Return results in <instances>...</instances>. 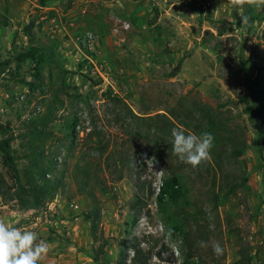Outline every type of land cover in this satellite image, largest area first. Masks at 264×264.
Segmentation results:
<instances>
[{
	"label": "rangeland",
	"instance_id": "374dc122",
	"mask_svg": "<svg viewBox=\"0 0 264 264\" xmlns=\"http://www.w3.org/2000/svg\"><path fill=\"white\" fill-rule=\"evenodd\" d=\"M8 3L17 29L14 41L0 43V62L8 61L0 73V141L14 136L23 184L37 165L50 164L46 180L61 185L37 205L30 191L19 198L0 149V221L48 242L40 264H133L136 245L149 264H183L188 254L195 264H264V5ZM70 20L81 31L62 33ZM86 30L92 48L76 43ZM31 44L45 54L40 79L33 61L15 59ZM170 121L197 134L211 129L210 159L195 168L181 162ZM37 146L44 153L36 165ZM173 173L183 195L160 203L158 184Z\"/></svg>",
	"mask_w": 264,
	"mask_h": 264
},
{
	"label": "clouds",
	"instance_id": "9594fccd",
	"mask_svg": "<svg viewBox=\"0 0 264 264\" xmlns=\"http://www.w3.org/2000/svg\"><path fill=\"white\" fill-rule=\"evenodd\" d=\"M249 5L257 7L264 5V0H247ZM239 4L240 0H236ZM242 26L248 22V16L242 15ZM172 150L178 159L192 167H197L202 161L210 159L211 149L215 137L210 131H201L199 134L186 131L183 125L171 129ZM150 160H147L148 162ZM171 230H169L170 232ZM200 246L206 243L200 241ZM215 255L223 254L220 242L212 244ZM49 252L47 241L41 240L35 231H22L10 227L6 222L0 221V264H40L41 259Z\"/></svg>",
	"mask_w": 264,
	"mask_h": 264
},
{
	"label": "trees",
	"instance_id": "16d2710c",
	"mask_svg": "<svg viewBox=\"0 0 264 264\" xmlns=\"http://www.w3.org/2000/svg\"><path fill=\"white\" fill-rule=\"evenodd\" d=\"M253 20V18H251ZM45 54L43 50L37 46V44H31L30 47L24 49L23 51L19 52L17 56H15L16 61L18 62V65L20 66L22 63L27 62L28 60H31L34 62L35 65V77L37 79H40L42 76L41 72V65L44 61ZM8 64V61L5 62H0V73L3 71L1 68L2 66H5ZM178 71V69L174 70L173 74L174 75ZM28 85L30 86L31 89L35 88V84L28 82ZM115 100H117L116 97H114ZM74 122H69L68 126L70 128V135H72L74 131ZM169 125L171 128L175 127V123L170 121ZM208 131L212 132L211 129H208ZM171 133V132H170ZM262 133V132H261ZM33 134L36 136L42 135V132H39L37 128H34ZM262 139L264 138V133L261 134ZM260 137V139H261ZM14 136H9L7 138H4L0 141V149L3 152L4 159L6 163L10 166L11 170L15 172L16 174V182L18 187L20 188V191L17 192V196L21 198V191H30L32 196H34V203L37 205L41 202V199L47 194V193H53V196L58 192L60 189L61 181L59 178H55L54 181H48L45 178L46 173L51 171V165L47 164L45 166H39L37 165V157H41L44 153V150L42 149L41 146H37L36 149L34 150V155L36 157V170L33 171V176L28 177L27 179V186L23 184L22 178L20 176L19 169L15 163V157L12 154V141L14 140ZM168 140V139H167ZM169 142V140H168ZM258 143V141H257ZM237 155L241 156L243 152L241 150H237ZM248 182V177L245 176L243 179V184H246ZM182 180L181 177L175 173H173L170 177H166L163 180L162 187L157 195L158 201L165 202L166 200H176L179 199L183 195L182 191ZM232 192H234V188H231ZM25 204V202H23ZM95 213V212H94ZM91 212L86 213L85 217L87 219L93 220V214ZM135 249V254L132 258L133 264H149V256L145 254L143 249L139 246L136 245L134 247ZM193 256L191 254H188L187 257L185 258L183 264H195L193 261ZM119 264H127L120 262Z\"/></svg>",
	"mask_w": 264,
	"mask_h": 264
},
{
	"label": "crops",
	"instance_id": "0c3cea01",
	"mask_svg": "<svg viewBox=\"0 0 264 264\" xmlns=\"http://www.w3.org/2000/svg\"><path fill=\"white\" fill-rule=\"evenodd\" d=\"M9 0H0V19H6L7 23H0V43L7 44L15 39V29L17 26L16 21V11L17 9L10 8L8 5ZM41 7H45L44 5ZM27 39L28 34H23L22 38Z\"/></svg>",
	"mask_w": 264,
	"mask_h": 264
},
{
	"label": "built area",
	"instance_id": "2783aa9c",
	"mask_svg": "<svg viewBox=\"0 0 264 264\" xmlns=\"http://www.w3.org/2000/svg\"><path fill=\"white\" fill-rule=\"evenodd\" d=\"M77 24L75 23L74 20H70L68 21L65 25H63L62 29H63V32L64 34H70L71 30L73 31H81V30H76ZM79 34L76 35L75 37V40H76V43L77 44H83L84 46H87L88 48H92L93 45H94V41H95V38H94V35L90 32V31H84V32H78ZM162 184L163 182H159L158 184V188H157V193H159L161 187H162ZM73 207L77 208L78 205L77 204H74L72 203L71 204ZM45 216H46V221L47 222H50V223H53L52 222V213L50 212V210H47L45 212ZM53 225V224H51ZM59 234L61 235V233L59 232Z\"/></svg>",
	"mask_w": 264,
	"mask_h": 264
}]
</instances>
